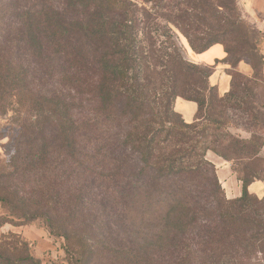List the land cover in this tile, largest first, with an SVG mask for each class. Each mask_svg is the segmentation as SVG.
<instances>
[{"label":"trees","instance_id":"trees-1","mask_svg":"<svg viewBox=\"0 0 264 264\" xmlns=\"http://www.w3.org/2000/svg\"><path fill=\"white\" fill-rule=\"evenodd\" d=\"M256 33L237 0H0V226L42 224L67 264H264V198L248 189L264 174L244 170L228 199L207 158L263 145L225 131L228 112L253 116L239 64ZM178 35L224 56L188 60ZM176 99L196 104L191 122ZM0 264L47 263L12 233Z\"/></svg>","mask_w":264,"mask_h":264},{"label":"rangeland","instance_id":"rangeland-1","mask_svg":"<svg viewBox=\"0 0 264 264\" xmlns=\"http://www.w3.org/2000/svg\"><path fill=\"white\" fill-rule=\"evenodd\" d=\"M237 6L242 19L257 32L255 36L256 53L251 56H245L246 62L241 61L239 64V68L245 74L244 77L248 82L250 111L253 116L248 118V116L241 112H228L229 117L225 131L235 139L241 141H250L254 135H259L263 141V145L255 159L226 162L213 153H208L207 158L210 162L214 163L215 167L225 164L236 179L244 175V170H246V173H252L257 178H260L264 174V79L260 74L261 59L264 58V41L262 37V34H264V0H237ZM178 41L182 46L185 57L188 60L194 61L189 55L190 49L185 39L181 35H178ZM211 55L217 56L218 54L212 52ZM212 56H207V62H211ZM214 61L213 63L211 62L212 65H214ZM249 63L254 66V70ZM215 68L225 69L229 67L228 65L219 63L215 64ZM8 135H11L10 131H8ZM9 144L8 138L0 139L1 161L5 159V156L10 151ZM225 197L227 198V196ZM2 214H6V212L0 207V215ZM12 233L20 234V238L27 243L29 253L42 263L67 264L62 240L49 236L48 230L42 224L33 222L22 228H15L10 223L0 226V239L6 238Z\"/></svg>","mask_w":264,"mask_h":264},{"label":"crops","instance_id":"crops-1","mask_svg":"<svg viewBox=\"0 0 264 264\" xmlns=\"http://www.w3.org/2000/svg\"><path fill=\"white\" fill-rule=\"evenodd\" d=\"M212 52H215L218 55H214L216 56L214 57L211 55ZM189 55L196 63L212 65L211 62L213 63L214 60L222 58L223 51L222 48L217 45L213 46L201 55H195L191 51ZM207 56H212L211 62H207ZM209 81L212 85L217 86L220 95L225 94L229 89V76L225 74L224 69L215 68L214 72L209 78ZM174 109L182 116L185 122L189 123L193 120L194 114L196 112V104L193 102L176 99ZM216 174L222 188L225 191L227 198H235L237 196H240L241 184L236 179V177L232 175L229 167H227L225 164L217 165ZM248 189L250 193L256 195L259 199L264 198V177L262 180L253 182Z\"/></svg>","mask_w":264,"mask_h":264}]
</instances>
